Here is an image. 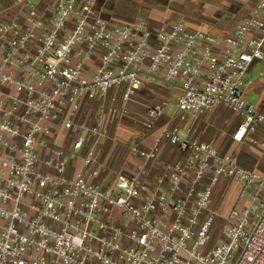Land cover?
<instances>
[{"label":"built area","instance_id":"obj_1","mask_svg":"<svg viewBox=\"0 0 264 264\" xmlns=\"http://www.w3.org/2000/svg\"><path fill=\"white\" fill-rule=\"evenodd\" d=\"M100 1L50 0L41 9L42 0H14L20 11L0 24V264H264V178L236 155L166 126L137 173L105 189L92 182L98 150L88 146L106 138L107 113L148 83L178 92L187 123L222 106L238 115L237 143L264 129V109L246 94L248 71L264 60V0L225 39L181 22L155 31L144 21L113 25ZM84 100L101 102L90 125L79 121ZM167 104L148 107L147 133ZM60 124L72 137L68 148L52 140ZM164 141L184 158L151 185L147 163ZM130 150L140 155V143ZM78 156L83 169L69 178ZM224 179L238 195L214 242L212 195Z\"/></svg>","mask_w":264,"mask_h":264},{"label":"crops","instance_id":"obj_2","mask_svg":"<svg viewBox=\"0 0 264 264\" xmlns=\"http://www.w3.org/2000/svg\"><path fill=\"white\" fill-rule=\"evenodd\" d=\"M7 1V0H6ZM260 0H101L99 10L102 17L113 25H134L139 21L148 24L155 31L160 27H167L173 23H183L191 31L210 33L218 39H225L235 33L250 17L252 9ZM10 0L9 8L0 15L10 17L20 11L13 6ZM50 0H42L40 8L48 9ZM8 6V5H7ZM7 19V18H6ZM263 61L254 63L246 76V94L254 100V105L259 110L264 109V69ZM99 59L96 58L87 68L91 74L97 67ZM178 92L175 89L164 87L156 83H148L140 89L133 100L128 104L117 105L119 112L116 115L107 113L104 123L106 138L90 140L88 146L98 150V162L93 170L99 171V177L92 182L102 188H110L117 175L137 173V166L144 163L143 154L153 145V135L160 132L163 127L178 129L181 137L197 138L205 143L213 145L221 154L236 155L240 165L246 169L255 171L264 178V129L249 137L244 143L233 140L241 119L238 115L229 111L226 107H219L215 111L206 114L200 120L187 123L183 115L177 110ZM167 102L164 115L159 118L153 134L147 133L142 123L149 106ZM101 102L84 100L81 104L82 120L96 119L97 107ZM251 105V104H250ZM127 111L122 114V110ZM93 118V117H92ZM91 119L90 124L95 122ZM192 129L191 133L187 131ZM58 126L54 127V134ZM53 140V139H52ZM54 141V140H53ZM140 143V155H133L131 146ZM184 158L177 148L164 141L157 152V160L147 163V182L154 185L155 180L164 173L167 165H171ZM82 158L78 156L71 162L68 177L73 178L82 170ZM89 168L85 170L88 178H91ZM230 180V179H224ZM223 181V180H222ZM220 182L217 192L220 195L227 193V186L231 183ZM236 184V183H235ZM121 222V220H119Z\"/></svg>","mask_w":264,"mask_h":264},{"label":"rangeland","instance_id":"obj_3","mask_svg":"<svg viewBox=\"0 0 264 264\" xmlns=\"http://www.w3.org/2000/svg\"><path fill=\"white\" fill-rule=\"evenodd\" d=\"M13 1V0H11ZM10 0H0V15H2L4 13V15L7 13L6 9L9 8L10 5ZM8 5V6H7ZM14 14H11L10 17L8 16H2V18H0V24L1 22L7 21L9 19H11V17H13ZM7 18V19H6ZM262 69H264V62L262 63ZM254 99L252 97L248 96V103L251 105H254ZM98 109V103L94 104ZM97 112V110L95 111V113ZM113 116V115H112ZM93 117V118H92ZM91 119H95L94 116L90 117V120H82V113H80L79 115V121L84 122L87 125H90ZM53 140L55 145L57 146H62L64 148H68L71 146L72 144V137L70 136V134L68 132H66L64 130V127L62 124L58 125V130H56L54 136H53ZM41 169L46 170L45 167H41ZM223 183H231L229 184V186H227V193L226 194H221L219 192H217L216 194L214 193L218 186L216 187L215 191L213 192L212 195V210L217 214V222L215 224V228L213 230V241H217L220 242V237H219V232H220V227L222 226V222L224 217L228 214V212L230 211V209L234 206V204L236 203V199H237V195H238V187L235 184V182L233 180H223Z\"/></svg>","mask_w":264,"mask_h":264}]
</instances>
